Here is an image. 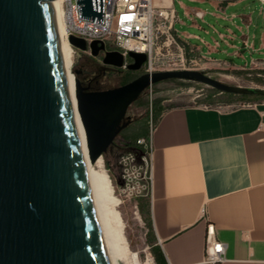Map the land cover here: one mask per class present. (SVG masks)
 <instances>
[{
    "label": "water",
    "instance_id": "obj_1",
    "mask_svg": "<svg viewBox=\"0 0 264 264\" xmlns=\"http://www.w3.org/2000/svg\"><path fill=\"white\" fill-rule=\"evenodd\" d=\"M53 0H0V264H112L99 223L62 57ZM79 19L104 25L105 0H76ZM70 44L86 51L85 41ZM91 55L122 68L124 57L91 44ZM128 70L147 55L130 52ZM194 81L250 95L193 70L146 73L100 92L75 78V101L91 163L103 157L131 104L152 85Z\"/></svg>",
    "mask_w": 264,
    "mask_h": 264
},
{
    "label": "crops",
    "instance_id": "obj_2",
    "mask_svg": "<svg viewBox=\"0 0 264 264\" xmlns=\"http://www.w3.org/2000/svg\"><path fill=\"white\" fill-rule=\"evenodd\" d=\"M153 2L176 11L174 37L209 68L264 70L260 0ZM150 138L151 217L168 264H201L208 223L224 264H264V102L175 107Z\"/></svg>",
    "mask_w": 264,
    "mask_h": 264
},
{
    "label": "rangeland",
    "instance_id": "obj_3",
    "mask_svg": "<svg viewBox=\"0 0 264 264\" xmlns=\"http://www.w3.org/2000/svg\"><path fill=\"white\" fill-rule=\"evenodd\" d=\"M214 25L218 26L216 22H214ZM218 31L224 32L222 28H219ZM185 48V44L176 39L169 45L166 37L161 36L157 43V53L153 55V67L156 69V72L193 70L203 72L212 79L230 86L264 90V73L262 70L234 71L222 68H209L195 53ZM181 54L184 55L185 62L180 60ZM69 60L71 63L70 71L75 78L77 77L73 70L74 68L77 72L81 71L83 67L89 70L86 76L80 75L82 81H85L84 77L86 79L94 77V69L103 64L101 56L95 58L78 51L73 53L72 50L69 52ZM249 60L248 58L247 61ZM237 63L241 64L242 62L237 61ZM146 73L142 68L140 74ZM119 81L118 77L112 76L104 78L102 84L104 87L113 88L119 84ZM215 91V89L204 84L185 80L169 81L153 88L150 87L128 110L127 116L134 121V124L129 128L127 133L135 136L141 132L142 127H148L151 137V111L152 109L156 110L159 105L172 107L191 105L195 104L196 101L214 100V107L232 109L248 104L239 101L226 102L232 98L225 95L226 93H216ZM233 99H236V97ZM250 104L254 105L257 103ZM155 126H153V129ZM123 155L122 152H108L99 158L102 160L103 167L97 169L108 177L111 187V197L115 200V202L109 201L107 203L109 224L113 229L112 231H114L117 241L114 246L115 263L156 264L151 252L147 217L144 216L139 206L140 199H148L151 211L150 166L147 168V174L144 172L146 168H143L144 170L139 173L134 172L126 176L121 165V160L125 157ZM125 177H129V181Z\"/></svg>",
    "mask_w": 264,
    "mask_h": 264
},
{
    "label": "built area",
    "instance_id": "obj_4",
    "mask_svg": "<svg viewBox=\"0 0 264 264\" xmlns=\"http://www.w3.org/2000/svg\"><path fill=\"white\" fill-rule=\"evenodd\" d=\"M260 1L264 5V0ZM59 4L63 13L66 39L72 52L78 51L92 56L91 44L95 41L99 44L104 43L106 51H117L123 55L124 65L121 69H128L131 63L128 54L135 52L147 55V62L143 66L147 73L156 72L153 67V55L157 53L159 38L165 36L169 45L175 41L173 27L177 20L176 11L172 7H159L154 4L153 0H105L104 25L98 23V18H95L94 22L79 19L76 0H59ZM70 37L85 41L88 46L87 50L80 51L74 48L69 42ZM100 56L103 59L104 53ZM180 60L185 62L183 54L180 55ZM138 143L144 145L147 156L143 158L142 167L134 163L133 156L123 157L121 165L126 176L134 172L139 173L145 168L144 172L147 174L149 166L151 171V138L149 141L141 139ZM149 179L151 183V172ZM126 180L129 181V177ZM225 252L226 244L216 239L215 227L212 223H208L201 264H224Z\"/></svg>",
    "mask_w": 264,
    "mask_h": 264
},
{
    "label": "trees",
    "instance_id": "obj_5",
    "mask_svg": "<svg viewBox=\"0 0 264 264\" xmlns=\"http://www.w3.org/2000/svg\"><path fill=\"white\" fill-rule=\"evenodd\" d=\"M175 39L177 41H180V39H178L176 37H175ZM185 49H188V48L186 47ZM129 62H132V61L129 59ZM73 70L76 74L77 79L80 81L81 86L89 92H100V91H106L109 89L118 88L120 86H123V85L135 80L139 76H141V74H140L141 70L140 71H130L128 69L114 68V67H110V66H106L104 64H101L100 67H96L94 69V73H93L94 77H92L90 79H86V77H84L85 81H82L80 79V75L86 76V74L89 73V70L84 69V67L81 71H78V72H77V70H75V68ZM262 72L264 73V70H262ZM112 76L118 77L120 79L119 84L113 88L104 87V85L102 84L103 79L108 78V77H112ZM178 80H180V79H167V80H164V81H161V82H158V83L152 85L151 88L156 87L157 85L165 83V82H169V81L172 82V81H178ZM149 88H147L145 91H148ZM215 92L219 93L218 91H215ZM143 93L138 97V99L136 101H134L131 104V106L141 98ZM225 95L232 98L226 102H231V101L237 102V101H239L241 103L250 104V103H261L264 101V90H255V93L250 94V95H239V96H236L234 94H225ZM234 97H236V99H233ZM209 101L208 100L196 101L195 104L183 105V106H193V105L213 106L215 104L214 100H209ZM175 107H179V106L167 107L166 105H163V106L159 105L156 110L152 109V111H151V122H150L151 127H153L154 125H156L158 123L162 114L165 111L172 109V108H175ZM129 108H128V110H129ZM128 110H127V113H128ZM127 113H126V118L124 119L123 123L128 122V125L117 135V137L114 139V142L109 147L107 152L104 153V155L107 154L108 152H114V153L115 152H122V154H124L123 156H126V155L133 156L134 157V163L137 164L138 166L142 167L143 166V158L147 156V150L144 148V145H140L138 143V141L141 139L148 141L150 138V131H149L148 127L147 128L142 127L141 132H139L138 135L133 136V135L127 133V131H129V128H131L134 124V121L130 117L127 116ZM139 206H140V209H141L142 213L144 214V216L147 217V225L149 228V241L151 244V252L154 256L155 262H156V264H168L161 247L157 244V238L155 236L154 227H153L152 218H151L150 201L148 199L142 198L139 200Z\"/></svg>",
    "mask_w": 264,
    "mask_h": 264
},
{
    "label": "bare ground",
    "instance_id": "obj_6",
    "mask_svg": "<svg viewBox=\"0 0 264 264\" xmlns=\"http://www.w3.org/2000/svg\"><path fill=\"white\" fill-rule=\"evenodd\" d=\"M52 8H53L54 15H55L57 32H58L62 57H63L64 65H65V70L67 73L69 88H70L71 96L73 99L75 117H76L77 127H78V131H79V135H80L81 143L83 147V153L85 157L91 192L93 195V200L95 203L99 223L101 226V230L103 232V237L105 239V243H106L107 250H108V253L111 259V263L116 264L114 246L117 241H116L114 231H112L113 229L111 228L109 224V218L107 216V213H108L107 203L109 201L115 202V200H113V198L111 197V187H110V182H109L108 177L104 173H101L99 170H97L103 167L102 160L98 159L97 161L94 162L95 163L94 164V163H91L90 158H89L85 131L81 123L79 114L77 112V107H76L75 81H74L75 77L72 75L70 71L71 63L69 60V52L70 50H72V48L70 47L66 39L65 24H64L63 13L60 8L59 0L52 1Z\"/></svg>",
    "mask_w": 264,
    "mask_h": 264
}]
</instances>
